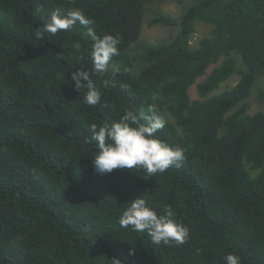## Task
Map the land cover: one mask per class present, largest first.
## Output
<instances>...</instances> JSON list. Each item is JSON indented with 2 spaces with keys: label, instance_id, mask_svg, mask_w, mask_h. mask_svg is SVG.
Wrapping results in <instances>:
<instances>
[{
  "label": "trees",
  "instance_id": "16d2710c",
  "mask_svg": "<svg viewBox=\"0 0 264 264\" xmlns=\"http://www.w3.org/2000/svg\"><path fill=\"white\" fill-rule=\"evenodd\" d=\"M164 1L0 0V264H225L229 253L264 264V110L250 114L248 103L256 89L264 100V0H185L180 18L151 22L179 33L151 44L145 14ZM73 7L98 35L120 37L108 71L92 75L95 106L70 79L92 71L82 26L43 32L51 11ZM197 21L212 30L193 47ZM235 74L237 85L216 93ZM150 105L166 121L157 138L184 151L182 166L94 173L88 126ZM141 196L158 214L170 206L190 238L155 245L121 228Z\"/></svg>",
  "mask_w": 264,
  "mask_h": 264
},
{
  "label": "clouds",
  "instance_id": "9594fccd",
  "mask_svg": "<svg viewBox=\"0 0 264 264\" xmlns=\"http://www.w3.org/2000/svg\"><path fill=\"white\" fill-rule=\"evenodd\" d=\"M70 2L74 3V0ZM76 25L82 26V36L91 41L92 71H72L70 79L75 82L76 89L84 90L83 103L95 106L101 102V93L96 88L92 75L108 71L113 57L119 54L120 37L98 35L95 20L75 7L66 15H62L59 9L51 11L45 19L43 32L54 35ZM112 66L115 68L114 64ZM109 83L110 81L105 80L104 86L107 87ZM104 106L107 107L106 104ZM165 123V118L157 114L156 108L150 105L146 111L143 108L138 113L126 111L118 121L103 125L90 124L89 142H95L99 149L94 158L90 159L94 173L103 176L115 169L142 168L149 176H153L164 173L170 167L180 168L185 160L184 151L179 147H171L156 136ZM126 204L127 207L119 217L121 228L146 232L155 245L179 247L190 238L189 228L174 218L175 214L170 206L165 207L163 214H158L142 196ZM224 259L225 264H242L240 256L236 254L229 253ZM117 264L120 262L117 261Z\"/></svg>",
  "mask_w": 264,
  "mask_h": 264
},
{
  "label": "rangeland",
  "instance_id": "374dc122",
  "mask_svg": "<svg viewBox=\"0 0 264 264\" xmlns=\"http://www.w3.org/2000/svg\"><path fill=\"white\" fill-rule=\"evenodd\" d=\"M184 1L185 0H166L164 2L156 3L150 6L145 14L141 39L151 44H157L160 42L170 41L172 38H174L179 33V27H169L159 24L151 25V22L158 13L171 16L175 19L180 18L184 12ZM211 30L212 26L202 22H198L195 26V33L191 39L192 46H198L200 39L208 36ZM239 79L240 76L235 74L228 81L222 83L220 89L217 90L216 93L233 88L237 85ZM259 94L260 91L256 89L252 97L248 101L250 114H255L258 111L264 110V100L260 99ZM190 95L192 99L200 98L196 85H193L190 88Z\"/></svg>",
  "mask_w": 264,
  "mask_h": 264
}]
</instances>
